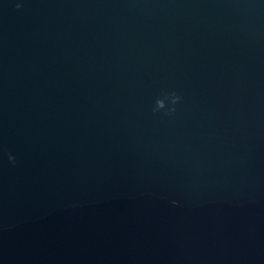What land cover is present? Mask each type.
I'll return each mask as SVG.
<instances>
[{
	"label": "water",
	"instance_id": "95a60500",
	"mask_svg": "<svg viewBox=\"0 0 264 264\" xmlns=\"http://www.w3.org/2000/svg\"><path fill=\"white\" fill-rule=\"evenodd\" d=\"M0 264H264V0H0Z\"/></svg>",
	"mask_w": 264,
	"mask_h": 264
}]
</instances>
